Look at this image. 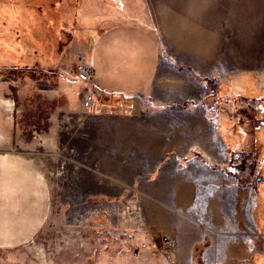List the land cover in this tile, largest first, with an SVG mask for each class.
<instances>
[{"label":"rangeland","instance_id":"374dc122","mask_svg":"<svg viewBox=\"0 0 264 264\" xmlns=\"http://www.w3.org/2000/svg\"><path fill=\"white\" fill-rule=\"evenodd\" d=\"M121 24L158 42L146 97L79 75ZM180 79L224 137L221 161L196 160L240 177L229 204L173 180L191 125L159 95ZM178 195L192 264H264V0H0V264H175Z\"/></svg>","mask_w":264,"mask_h":264},{"label":"crops","instance_id":"0c3cea01","mask_svg":"<svg viewBox=\"0 0 264 264\" xmlns=\"http://www.w3.org/2000/svg\"><path fill=\"white\" fill-rule=\"evenodd\" d=\"M89 62L93 68L95 83L101 89L113 95H124L122 97L131 94L146 97L145 91L150 89L160 71V48L153 35L143 27L121 24L106 28L99 33L93 43ZM159 99L164 103H175V106L179 108L175 112L184 111L190 119L191 133H183L178 130L179 127H176V141L170 149L176 156L186 157L190 153L192 155L185 158L186 164L174 165L176 170L173 180L176 186L182 188L183 185L188 184L190 187H195L200 183L202 186L198 187L208 188L207 192L211 194L204 195L203 198L210 209L212 206L229 204L230 199L226 194L239 186L240 177L235 176L234 173L226 175L214 166L196 160L197 157L206 155L215 158L217 162L221 161L219 157L222 158L225 150L224 137L219 138L214 121L205 116V106L198 107L193 104L195 101L202 102L200 87L191 81L187 83L186 79L185 82H181V79L176 80L170 85L168 95L160 94ZM182 108L185 109L182 110ZM240 150L241 148L238 151ZM234 151H237L236 148L232 152ZM171 170L173 169L169 168L167 174L165 173L170 181H172ZM235 180H238V185L234 183ZM226 181L231 182L233 186L224 185ZM217 188L221 190L218 191ZM216 191L217 194L214 195ZM183 199L178 195L177 200L173 202L175 210L173 217L177 221L175 227L177 226L176 229L180 231L175 234V238L177 240L179 238L180 243L174 250L177 253L175 264H192V249L197 242L195 240L197 233L193 228H189L192 226L188 227L181 215H178L186 210L185 203H190ZM195 207L198 208L197 203ZM195 211L200 215V209Z\"/></svg>","mask_w":264,"mask_h":264},{"label":"built area","instance_id":"2783aa9c","mask_svg":"<svg viewBox=\"0 0 264 264\" xmlns=\"http://www.w3.org/2000/svg\"><path fill=\"white\" fill-rule=\"evenodd\" d=\"M93 74V68L89 64H85L82 66V68L79 71V75L82 79L84 80H89L91 79Z\"/></svg>","mask_w":264,"mask_h":264},{"label":"trees","instance_id":"16d2710c","mask_svg":"<svg viewBox=\"0 0 264 264\" xmlns=\"http://www.w3.org/2000/svg\"><path fill=\"white\" fill-rule=\"evenodd\" d=\"M251 133H252V132L248 130L247 133H246V137L249 136ZM255 139H256V138H254L253 140H255ZM257 141H259V140L257 139ZM201 249H202V246H199V245H198V246L196 247V252L201 251Z\"/></svg>","mask_w":264,"mask_h":264},{"label":"bare ground","instance_id":"6f19581e","mask_svg":"<svg viewBox=\"0 0 264 264\" xmlns=\"http://www.w3.org/2000/svg\"><path fill=\"white\" fill-rule=\"evenodd\" d=\"M255 53V52H254ZM197 212V211H196Z\"/></svg>","mask_w":264,"mask_h":264}]
</instances>
